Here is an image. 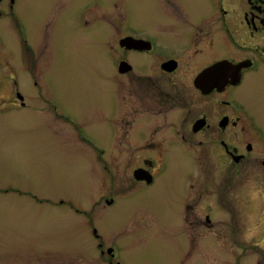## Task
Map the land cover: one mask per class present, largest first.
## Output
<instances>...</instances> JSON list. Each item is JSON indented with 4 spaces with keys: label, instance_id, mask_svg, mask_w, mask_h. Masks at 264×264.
Here are the masks:
<instances>
[{
    "label": "flooded vegetation",
    "instance_id": "1",
    "mask_svg": "<svg viewBox=\"0 0 264 264\" xmlns=\"http://www.w3.org/2000/svg\"><path fill=\"white\" fill-rule=\"evenodd\" d=\"M55 1L73 6V29L88 33L85 41L100 56L103 95L94 116L103 125L104 143L85 129L86 135L74 136L91 186L106 193L113 165L131 187L152 186L163 172L180 175L167 190L170 212L180 219L174 229L184 257L198 264L210 256L215 264H264V125L257 118L258 112L264 117V0H135L132 21L127 9L109 14L97 0ZM16 3L0 0V19L9 18L21 55L31 48ZM57 10L46 20L59 18ZM110 49L116 72L112 106ZM219 64L231 66L215 70ZM16 86L0 89L3 110L26 107ZM43 103L53 107L54 118H65L53 102ZM78 121L73 116L69 122L76 128ZM110 193L108 206L114 201ZM81 218L82 231L91 226L100 255L114 264L113 250L102 249L92 219Z\"/></svg>",
    "mask_w": 264,
    "mask_h": 264
},
{
    "label": "rangeland",
    "instance_id": "2",
    "mask_svg": "<svg viewBox=\"0 0 264 264\" xmlns=\"http://www.w3.org/2000/svg\"><path fill=\"white\" fill-rule=\"evenodd\" d=\"M97 1L109 14H115L117 7L127 9L130 21L137 8L135 0ZM56 8L61 9L60 17L46 20ZM72 9L68 1L17 0L22 36L31 48L21 55V40L13 34L9 18L0 19V89L13 90L16 83L26 103L25 108H0V189L7 184L9 189L0 191V264H108L91 226L86 224L82 231L81 217L92 219L102 249L113 250L114 264H198L184 257L183 241L174 229L180 219L168 205L167 185L179 184L180 175L163 172L152 186L131 187L113 173V165L112 175L106 176L108 182L113 178L112 187L106 193L90 184L94 179L74 136L86 135V130L104 143L103 125L94 116L103 95L100 56L85 41L88 33L73 29ZM142 12L148 14V6ZM45 45L52 48L43 53ZM112 55L110 49L108 106L116 104ZM260 96L264 103V95ZM45 100L65 118H54L53 107ZM73 116L81 124L76 128L69 122ZM257 118L264 125L260 112ZM110 192L114 201L108 206ZM214 261L210 256L200 264Z\"/></svg>",
    "mask_w": 264,
    "mask_h": 264
},
{
    "label": "water",
    "instance_id": "3",
    "mask_svg": "<svg viewBox=\"0 0 264 264\" xmlns=\"http://www.w3.org/2000/svg\"><path fill=\"white\" fill-rule=\"evenodd\" d=\"M228 67L229 66H231V65H229V64H226ZM226 65H224V64H219V65H217V68L215 67V70L217 69L218 70V68L220 67L221 68V70L222 69H224V68H226L227 66ZM232 68V67H231ZM230 68V69H231ZM233 69V68H232ZM142 176V175H141ZM139 176V175H137V174H135V178L137 179V180H142V179H144V176ZM108 252L109 253H111V250H108Z\"/></svg>",
    "mask_w": 264,
    "mask_h": 264
}]
</instances>
